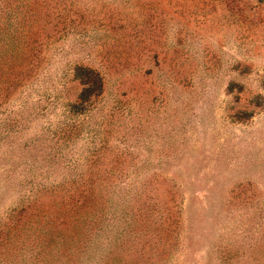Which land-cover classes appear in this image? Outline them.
Wrapping results in <instances>:
<instances>
[{
	"label": "rangeland",
	"instance_id": "1",
	"mask_svg": "<svg viewBox=\"0 0 264 264\" xmlns=\"http://www.w3.org/2000/svg\"><path fill=\"white\" fill-rule=\"evenodd\" d=\"M0 264H264V0H0Z\"/></svg>",
	"mask_w": 264,
	"mask_h": 264
}]
</instances>
